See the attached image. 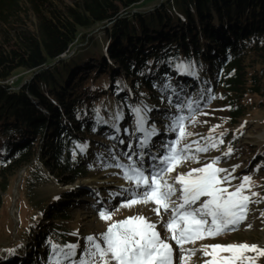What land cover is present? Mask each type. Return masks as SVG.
I'll return each mask as SVG.
<instances>
[{
    "label": "trees",
    "instance_id": "trees-1",
    "mask_svg": "<svg viewBox=\"0 0 264 264\" xmlns=\"http://www.w3.org/2000/svg\"><path fill=\"white\" fill-rule=\"evenodd\" d=\"M139 1L0 0L2 194L8 191L13 174L33 163L38 147L43 150L41 159L52 167L83 173L77 166L81 160L77 157L73 162L68 155L73 154L74 140L89 146L90 130L101 123L97 113L103 87L95 89L90 74H107L124 118L133 106L129 85L140 97L152 98L169 78L181 79L194 91L203 77V94L224 93L232 118L245 115L240 101L246 92L264 89V69L249 75L254 59L264 64V0H167L137 17L127 15L126 9ZM100 25L105 26L108 52L119 67L107 63L103 47L61 59L78 41L92 38L88 43L97 44L87 33ZM88 57L99 58L102 64L88 67L83 74ZM178 64L188 71L178 70ZM20 67L39 72L27 85L8 82ZM20 132L21 139L28 140L18 142ZM6 137L14 145L4 150ZM57 207L54 212L63 214L64 208ZM33 224L29 234L39 257L30 256L29 263L33 259L49 263V241L58 244L72 236L51 223L37 228ZM19 256L6 264L21 263Z\"/></svg>",
    "mask_w": 264,
    "mask_h": 264
},
{
    "label": "rangeland",
    "instance_id": "rangeland-1",
    "mask_svg": "<svg viewBox=\"0 0 264 264\" xmlns=\"http://www.w3.org/2000/svg\"><path fill=\"white\" fill-rule=\"evenodd\" d=\"M166 1L141 0L126 9L127 12L130 11L127 15L137 17L138 14L160 8ZM102 26L89 29L87 33V35L95 37L98 41L97 44L88 43L90 40L92 41V38L78 41L72 46L71 50L69 49L66 52L68 55L65 58L71 57L75 53L82 55V52L87 50L93 51L96 48L103 47L107 63L119 67L118 61L115 63L116 60L108 52L107 45L109 41L105 37ZM250 59L248 58V60ZM257 60L259 59H254L249 69V75L257 69H264V64L261 61L257 62ZM101 64L102 61L99 58L88 57L86 63L82 65V72L83 74L86 71L89 72L88 67H98ZM100 68L102 69V67ZM38 72L20 67L8 82L20 84L19 86L27 85ZM196 76L198 77V74ZM89 78L94 81L92 84L95 89L100 86L103 87L99 96L100 104L97 113L101 123H98V129L90 130L88 136L90 145L85 144L87 147L84 151L77 147V145H81V142L74 140L71 146L73 154L68 155L73 162L78 157V160L81 161H77L79 162L77 166L84 171L79 174L78 172L82 171H74L73 169L61 171L59 168L52 167L41 159L40 155L43 154V150L41 151V147H38L33 163L13 174L8 191L2 194L0 190L3 198L0 205V264L8 263L17 254L21 256L19 257L22 263L19 261V264H30V256L39 257L36 244L30 238L32 235L29 234V227L33 223L36 228L51 223L52 226H58L61 231L70 234L72 237L69 240L59 242L58 245L63 247L66 244L78 243L80 247L77 249L75 259H79L82 250L86 246L85 237L89 235L99 237L101 233L107 230L109 223L123 220L129 216L143 215L149 222L156 224V230L161 233L162 238L168 235L163 225L166 223L170 212L161 210L158 216L153 211L157 206L152 202L135 204L130 208L121 207V205L127 203L129 198V193L124 189L131 188L132 185L128 181H126V185L121 184L125 180L123 169L114 166L106 167V165L116 163L114 156L118 157L122 164H127L129 161L123 153L129 152L131 154L132 151H138V138L142 139V134L135 130V115L131 111L134 107L146 110L145 127L150 128L154 124L158 133V135L151 138V148L144 149L145 168L152 163V155L161 156L165 154L163 145L176 139L177 133L169 131V126L172 123L171 118L184 115L187 117L185 127L193 135L187 137L182 143L188 144L192 141H199L201 145H205L207 143L206 138L209 136L217 141L222 140L223 143H218L216 148H209L207 152L200 153L194 152L196 145L193 144L196 159H188L177 164L175 171L169 175L175 177L181 173H187L191 169L203 167L219 158V162L214 166L227 169V173H219V177L222 178L228 173H231L232 176V179L223 183L221 187L234 191L242 182V177L250 176L253 186L250 190H246L245 194L251 192L259 194L252 197L253 202L248 205L247 218L234 231H226L220 236L206 238L197 241L195 244H186L185 247L200 248L202 245L247 243L249 245L255 244L264 249V215H262L264 213V89L260 92H246L240 101L244 103L245 115L232 118L228 110L230 102H228L229 99L224 93L220 92L214 97L210 90L203 94V85L201 84L203 77H199L198 82L200 84L195 87L194 91L190 89L192 88L190 84L183 83L180 81L181 79L169 78L165 83L160 84L152 98L146 95L140 97L129 85L133 106L129 109L128 117L121 119L120 131L117 134L116 129L112 127L116 110L122 114L125 111H123L120 101L110 92L109 77L107 74L100 73L90 74ZM166 85H170V87H166ZM189 100L199 102L198 107H195V111L189 112L187 108L181 111L176 107L180 104L186 105ZM114 104L117 106L116 109L113 107ZM213 128H215L214 132L211 131ZM79 133L84 134L82 131ZM220 133H224V135L221 136ZM21 136H23L22 132H20V136L17 134L18 142L28 140L27 138L21 139ZM112 137L116 138L113 139ZM7 138L2 147L4 150L9 145H14L9 144ZM121 140L123 143L120 142ZM129 143L133 145L132 150L127 147ZM229 147L232 152L225 155ZM133 159L135 160L136 156H133ZM177 188H179V185H177ZM178 195L179 192H177ZM204 199L206 197L201 198V200ZM58 205H60V208H64L63 214L54 212L55 207L58 210ZM14 206L16 207V215H13ZM42 207L47 208L48 211L42 212ZM101 210H107L111 213L112 221L101 219L99 215ZM50 216H52L51 219L47 220ZM73 233L78 234L73 235ZM168 242L172 244L174 249V264H180L179 247L174 241L169 240ZM9 249H17L19 253L16 251L10 253L7 251ZM50 255L51 253L48 257ZM224 255H228V253H224ZM246 255L252 256L255 254L249 252ZM205 259L208 258L197 252L192 256L189 264H203ZM33 260H35L33 264H49L46 261L38 263V259ZM256 264H264V257H259Z\"/></svg>",
    "mask_w": 264,
    "mask_h": 264
},
{
    "label": "snow or ice",
    "instance_id": "snow-or-ice-1",
    "mask_svg": "<svg viewBox=\"0 0 264 264\" xmlns=\"http://www.w3.org/2000/svg\"><path fill=\"white\" fill-rule=\"evenodd\" d=\"M177 69L183 72L188 71L184 64H178ZM190 74L195 75V73ZM198 103V101L189 100L186 105L180 104L176 107L181 111L187 108L189 112H193L195 107H198ZM131 111L135 115V130L142 134V139L138 138V151H132L131 154L123 153L129 163L122 164L119 158L114 156L116 163L106 167L114 166L123 169V178L132 185L131 188L124 189L129 193V198L121 207L130 208L135 204L152 202L157 206L153 211L158 216L161 210L170 212L163 225L168 235L162 238L161 233L156 230L155 223L149 222L143 215H133L109 223L107 230L99 237L95 235L85 237L86 246L79 259H75L77 249L80 247L78 243L61 247L49 241L51 247L49 264H174V249L169 240L174 241L179 247L180 264H189L190 259L197 252L208 258L203 260V264H256L259 257H264V249L255 244L185 247L186 244H195L206 238L220 236L226 231H234L247 218L248 205L253 202L252 197L259 195L255 192L245 194L246 190H250L253 186L250 176L242 177V182L234 191L221 187L223 183L232 179V176L228 173L222 178L219 177V173H227V169L214 166L219 162V158L203 167L191 169L187 173H181L175 177L169 175L175 171L177 164L188 159H196L194 152H207L209 148H216L218 143L223 141H217L209 136L206 138L205 145H201L199 141L182 143L193 133L188 132L185 127L187 117L174 116L171 118L169 131L177 133L176 139L163 145L165 154L152 155V163L145 168L144 149L149 146L157 130L154 124L150 128L145 127L147 120L145 109L134 107ZM121 119L123 114L116 113L114 120L118 122ZM112 127L118 134L120 131L118 123H113ZM211 131L214 132L215 128ZM220 135L223 136L224 133ZM120 142L123 143L122 140ZM193 144L196 145L194 152ZM77 147L84 151L87 146L77 145ZM127 147L132 150L133 145L129 143ZM231 152L232 149L229 147L225 155ZM133 156H136L135 160ZM177 192H179L178 196ZM202 197L206 199L201 200ZM99 215L103 220L112 221V214L107 210H101ZM77 234L73 233V235ZM7 251L14 253L15 250ZM249 252L255 255H246Z\"/></svg>",
    "mask_w": 264,
    "mask_h": 264
},
{
    "label": "bare ground",
    "instance_id": "bare-ground-1",
    "mask_svg": "<svg viewBox=\"0 0 264 264\" xmlns=\"http://www.w3.org/2000/svg\"><path fill=\"white\" fill-rule=\"evenodd\" d=\"M116 62H117V61H115V63H116ZM111 63H112V62H111ZM112 64H113V63H112ZM113 107L116 109V107H117V106H116V104H114V106H113ZM118 112H119V111H118V110H116V113H118ZM119 113H120V112H119ZM114 123H118V125H119V128H120V121H118V122H117V121H114ZM156 135H158V133H157ZM156 135H154V136H156ZM150 142H151V141H150ZM151 143H152V142H151ZM151 143H150V144H149V146L147 147L148 149H150V148H151V146H152V144H151ZM125 183H126V180H123V181L121 182V184H124V185H126ZM97 185H99V184H97ZM17 186H18V185H17ZM13 209H15V210H14V212H13V215H16V212H15V211H16V207L14 206V208H13Z\"/></svg>",
    "mask_w": 264,
    "mask_h": 264
},
{
    "label": "water",
    "instance_id": "water-1",
    "mask_svg": "<svg viewBox=\"0 0 264 264\" xmlns=\"http://www.w3.org/2000/svg\"><path fill=\"white\" fill-rule=\"evenodd\" d=\"M111 24H108V25H111ZM102 27H105V26H102ZM67 55H68L67 53L66 54L64 53V54H62L61 58H65Z\"/></svg>",
    "mask_w": 264,
    "mask_h": 264
}]
</instances>
